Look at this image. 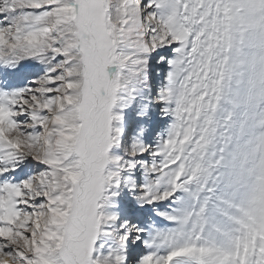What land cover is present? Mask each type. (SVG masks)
I'll list each match as a JSON object with an SVG mask.
<instances>
[{
  "label": "snow or ice",
  "instance_id": "6c2138e0",
  "mask_svg": "<svg viewBox=\"0 0 264 264\" xmlns=\"http://www.w3.org/2000/svg\"><path fill=\"white\" fill-rule=\"evenodd\" d=\"M0 264H264V0H0Z\"/></svg>",
  "mask_w": 264,
  "mask_h": 264
},
{
  "label": "rangeland",
  "instance_id": "374dc122",
  "mask_svg": "<svg viewBox=\"0 0 264 264\" xmlns=\"http://www.w3.org/2000/svg\"><path fill=\"white\" fill-rule=\"evenodd\" d=\"M165 71H166V69H162L161 77H163V74H164ZM161 118H162L161 120H166L167 119L166 117H161Z\"/></svg>",
  "mask_w": 264,
  "mask_h": 264
},
{
  "label": "bare ground",
  "instance_id": "6f19581e",
  "mask_svg": "<svg viewBox=\"0 0 264 264\" xmlns=\"http://www.w3.org/2000/svg\"><path fill=\"white\" fill-rule=\"evenodd\" d=\"M161 72H162V70H161ZM162 119V118H161Z\"/></svg>",
  "mask_w": 264,
  "mask_h": 264
}]
</instances>
